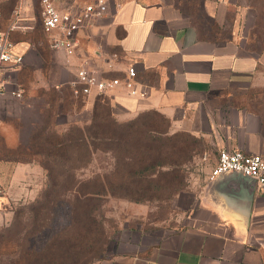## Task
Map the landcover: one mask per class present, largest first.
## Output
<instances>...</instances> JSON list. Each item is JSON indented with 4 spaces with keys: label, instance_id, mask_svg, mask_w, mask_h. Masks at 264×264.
Listing matches in <instances>:
<instances>
[{
    "label": "crops",
    "instance_id": "1",
    "mask_svg": "<svg viewBox=\"0 0 264 264\" xmlns=\"http://www.w3.org/2000/svg\"><path fill=\"white\" fill-rule=\"evenodd\" d=\"M106 1L102 17L78 31L68 52L50 48L39 0H0V30L10 27L16 8L23 17L11 31L14 50L23 54L20 73L48 70L45 94L62 95L83 64L123 78L134 66L144 95L125 84L107 93L129 116L156 110L174 129L209 138L218 152L264 155V0ZM10 99L0 97L2 127L11 118ZM17 143L8 148L22 139ZM210 174L201 189L180 194L179 229L130 234L122 244L132 249L100 264H264V194L257 182L238 173L212 181Z\"/></svg>",
    "mask_w": 264,
    "mask_h": 264
},
{
    "label": "rangeland",
    "instance_id": "2",
    "mask_svg": "<svg viewBox=\"0 0 264 264\" xmlns=\"http://www.w3.org/2000/svg\"><path fill=\"white\" fill-rule=\"evenodd\" d=\"M94 1L55 0L60 10L68 3L80 8ZM34 14L37 15L36 11ZM21 65L10 67L8 78L10 90L22 87L23 94L7 93L12 97L6 106L11 118L0 126L5 139L0 142V264H30L36 258L53 255L73 264L75 256L62 254V249L72 242L81 246L92 241L98 248L86 264H100L116 252L131 250V244H122L130 234H166L179 229L184 223L180 194L199 190L205 184L217 162L214 143L207 137L186 135L188 132L174 129L169 119L148 114L147 118L155 121V125L179 139L174 148L176 153L159 156L156 152L153 156L167 165L151 178L155 182L151 198L137 202L123 191L76 197L67 189L73 181L91 189L98 185L96 180L101 175L116 182L126 180L130 176L128 169L123 166L109 171L115 161L113 153L99 148L87 153L75 147L62 154L43 149L49 144L41 142L31 149L30 145L35 143L32 140L40 131L64 138L75 127L89 122L94 97H75L68 92L46 95L49 71L28 70L23 75L19 71ZM104 95L122 122L141 113L129 116L123 107ZM19 139L22 143L18 148H8L15 147ZM140 156L139 153L137 161ZM178 156L180 165L172 167L170 163ZM173 178L176 186L168 188Z\"/></svg>",
    "mask_w": 264,
    "mask_h": 264
},
{
    "label": "trees",
    "instance_id": "3",
    "mask_svg": "<svg viewBox=\"0 0 264 264\" xmlns=\"http://www.w3.org/2000/svg\"><path fill=\"white\" fill-rule=\"evenodd\" d=\"M67 92L72 94L70 88ZM53 95L58 96L59 94L55 91ZM102 96L105 95L97 94L94 96L92 114L89 122L84 126L75 127L64 138H60L58 135H45L40 131L36 138L34 136L32 142L35 143L30 145V148L36 147L37 143L44 142L49 145L43 149L47 148L49 151L61 152L62 154L67 151L70 152L75 147H81L87 153H92L97 148L110 151L113 153L115 161L112 164L113 169L110 168L109 171H117L126 166L130 174L126 180L116 182L101 175L96 180L98 183L96 187L84 189L79 181H73L67 189L76 197L101 194L114 195L117 191H123L124 195L132 200L147 201L151 198L155 184L151 179L152 176L159 172V168L167 165L160 160L158 161L157 157L153 158L154 154L158 152L161 156L163 153H176L174 148L179 139L175 134H170L168 130L162 129L155 125V121L152 122L147 118L148 114H155L164 120L168 119L162 113L156 110H146L134 118L122 122L116 118L110 100ZM186 135L193 136L189 132ZM139 153L141 156L137 161L136 158ZM170 165L172 167L180 165L179 156ZM174 180L173 178L169 181L168 188L176 186ZM49 193L50 191L47 195ZM97 248L93 241L81 246L72 242L62 249V254H73L75 256L73 264H86L89 256L94 254ZM56 252L60 254L61 251L57 250ZM61 257L57 255L39 257L30 264H66Z\"/></svg>",
    "mask_w": 264,
    "mask_h": 264
},
{
    "label": "built area",
    "instance_id": "4",
    "mask_svg": "<svg viewBox=\"0 0 264 264\" xmlns=\"http://www.w3.org/2000/svg\"><path fill=\"white\" fill-rule=\"evenodd\" d=\"M44 31L50 37L49 46L52 49L72 52L76 46L77 33L82 27L91 26L102 17L107 7L106 0H96L87 3L80 11L60 10L55 0H39ZM0 2V18L3 16ZM21 11L14 10L12 24L8 29L0 30V97L10 91L16 96H22L23 89L18 87L10 90L11 80L8 78L9 68L23 63V54L14 50L11 31L18 26ZM134 66L126 70V78L120 76L108 77L102 75L87 64L81 65L76 72V79L69 84L72 95L88 97L94 94H107L113 89L124 85L131 94H143L135 87L136 77ZM230 171L243 172L256 179L258 190L264 194V155L246 152L242 149L222 148L218 152L217 162L211 170L210 179Z\"/></svg>",
    "mask_w": 264,
    "mask_h": 264
},
{
    "label": "water",
    "instance_id": "5",
    "mask_svg": "<svg viewBox=\"0 0 264 264\" xmlns=\"http://www.w3.org/2000/svg\"><path fill=\"white\" fill-rule=\"evenodd\" d=\"M229 173H238L239 175H242V176H244L246 178L252 179V180H254L256 182V179L254 177H252L250 175H247V174H244L243 172H238V171H230V172H227V173H223V174H220V175H218L217 177H215V178H213L211 180L212 181L218 180L220 178H223L224 176H226Z\"/></svg>",
    "mask_w": 264,
    "mask_h": 264
}]
</instances>
